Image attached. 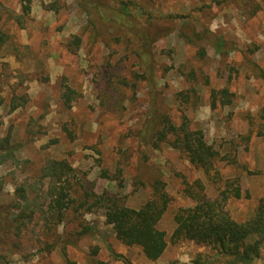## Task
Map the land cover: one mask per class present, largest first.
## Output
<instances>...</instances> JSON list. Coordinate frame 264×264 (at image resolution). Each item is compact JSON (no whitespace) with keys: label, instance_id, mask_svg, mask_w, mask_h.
Masks as SVG:
<instances>
[{"label":"rangeland","instance_id":"rangeland-1","mask_svg":"<svg viewBox=\"0 0 264 264\" xmlns=\"http://www.w3.org/2000/svg\"><path fill=\"white\" fill-rule=\"evenodd\" d=\"M103 2L117 8L129 3L138 18L133 29L98 30L79 0H31L29 14L21 0H0V26L11 35L0 51V138L11 135L20 160L28 161L0 165V211L48 157L75 168L74 203L60 224L49 228L36 217L16 235L12 214L2 216L0 264H67V258L77 264H197L208 258L227 264L214 261L209 246L170 239L176 212L194 204L187 184L200 179L207 197L215 198L220 183L168 142L153 147L143 132L153 116L158 121L163 115L203 130L229 158L216 162L219 175L239 179L243 192L226 209L238 221L254 214L264 197V0ZM65 85L76 91L70 106L62 98ZM14 94L27 101L12 111ZM157 179L172 201L158 224L167 249L150 261L139 246L116 237L104 208L88 210L84 201L86 192L109 191L139 208ZM254 264H264V249Z\"/></svg>","mask_w":264,"mask_h":264},{"label":"trees","instance_id":"trees-1","mask_svg":"<svg viewBox=\"0 0 264 264\" xmlns=\"http://www.w3.org/2000/svg\"><path fill=\"white\" fill-rule=\"evenodd\" d=\"M23 11L29 14L31 0H21ZM80 5L86 9L100 30L107 25H117L121 28L133 29V22L137 17L132 14L129 3L122 7H112L103 0H79ZM221 3V2H220ZM172 17H181L179 15ZM143 35L149 38V31ZM11 35L0 26V51L9 42ZM77 46L81 44L80 36L75 37ZM205 52H201L204 56ZM138 78L149 79L146 74H137ZM136 79L133 87L137 88ZM223 97H229L228 89L220 92ZM76 91L65 85L62 98L70 106L75 99ZM217 92H213L214 102ZM25 96L14 94L10 107L14 111L24 105ZM5 97L0 94V107L4 104ZM149 120L145 125L143 134L149 139V144L159 148L161 143L168 142L173 148L183 153L190 163L202 170L213 182H218L219 193L215 198L207 197L206 185L202 180L196 179L192 184H187V193L194 203L189 211H177L174 220L176 227L171 235V240H191L209 246L215 253L214 261L227 264H254L261 259L264 249V197H262L254 214L246 220L238 221L226 209L230 198H241L242 189L239 179L224 180L216 169V162L228 160L221 152L210 144L201 129H191L185 120L177 125L170 116L163 115L162 119ZM264 118V107L262 109ZM149 134V135H148ZM19 145L12 142L11 135L0 138V165L7 162L25 164L21 161L17 151ZM104 176L108 175L104 174ZM0 189L3 178L0 176ZM75 168L66 159L48 157L38 169L33 181L26 180L17 185L16 199L13 204L0 211V219L5 214L9 217L16 229V235L23 232L36 217L52 225L60 224L66 211L74 203L72 193L74 190ZM219 180V181H218ZM238 186H235V183ZM85 203L88 210L95 207L105 209L107 223L112 225L116 237L126 246H139L150 261L158 260L168 246L167 234L158 227L160 220L167 212L172 197L167 191L166 183L157 179L153 184L152 196L139 208L129 207L124 199L109 191L102 193L86 192ZM248 196V194H247ZM89 200H92L90 202ZM13 209L17 211L14 214ZM1 223V222H0ZM67 264H77L67 258ZM197 264H210L211 259L197 260Z\"/></svg>","mask_w":264,"mask_h":264}]
</instances>
